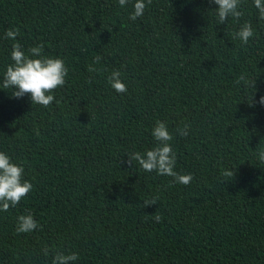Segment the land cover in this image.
<instances>
[{"label": "trees", "instance_id": "1", "mask_svg": "<svg viewBox=\"0 0 264 264\" xmlns=\"http://www.w3.org/2000/svg\"><path fill=\"white\" fill-rule=\"evenodd\" d=\"M134 3L0 0V81L15 42L43 43L68 68L47 107L0 87V152L33 184L0 211V264H52L45 247L77 253L73 264H264V106H250L264 96V20L253 0L223 25L210 0H152L132 21ZM246 21L254 36L244 45L234 34ZM115 70L125 93L109 83ZM241 74L255 90L236 84ZM158 120L188 185L126 163L156 146ZM27 213L41 227L17 233Z\"/></svg>", "mask_w": 264, "mask_h": 264}, {"label": "clouds", "instance_id": "2", "mask_svg": "<svg viewBox=\"0 0 264 264\" xmlns=\"http://www.w3.org/2000/svg\"><path fill=\"white\" fill-rule=\"evenodd\" d=\"M121 7L126 6L130 0H118ZM152 0H135L133 4L134 11L130 14L129 19L136 21L144 15L147 5H151ZM218 6L215 10L218 24L223 25L229 17L239 21L244 15L240 10L242 0H210ZM255 8L258 10L259 19L264 20V0H253ZM20 35L19 29H9L5 33V39L16 41ZM239 40L247 45L251 37L254 36V29L251 22H244L240 30L234 34ZM102 59L97 55L94 63H99ZM11 60L13 63L6 68L3 80L0 81V87L3 89H13V98H23L25 95H30L33 104L49 106L55 96L52 94L56 89L61 88L66 83L68 76V68L66 63L61 58H53L44 54V44L30 47L25 51L23 45L19 42L12 44ZM89 72L98 71L91 65L88 68ZM121 72L115 70L108 77L111 87L117 93L127 92V86L121 79ZM243 83L245 88L255 90L256 80L247 78L245 74H241L236 80V84ZM258 103L264 106V96L259 101H255L253 93L250 106L254 107ZM189 125L177 129L179 135L187 137L189 135ZM152 136L157 142L156 146L144 153L139 151L127 154L128 165L137 162L145 172H156L160 176L173 177L175 182L188 185L194 179L191 174L180 175L174 169L176 167V153L173 151L171 141L174 139L173 134L169 131L166 123L156 121V125L152 130ZM257 153H254V155ZM258 159L264 162V150L258 152ZM25 168L22 164L15 163L12 158L5 152H0V211L7 212L10 208L16 207L22 199H24L32 190L33 184L24 179ZM224 177H233L235 172L222 171ZM159 197H152L143 201V207L147 208L158 203ZM152 218L157 222H162V216L157 211ZM41 225L35 220L33 214L27 213L18 218L16 227L17 233H29ZM44 255L53 254L52 264H73L79 259L77 253L70 252L65 254L62 251H55L45 247Z\"/></svg>", "mask_w": 264, "mask_h": 264}]
</instances>
